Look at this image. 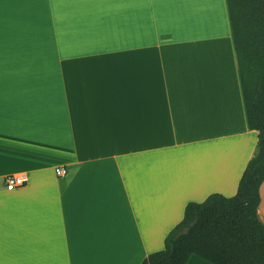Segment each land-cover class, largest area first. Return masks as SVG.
Wrapping results in <instances>:
<instances>
[{
  "label": "crops",
  "instance_id": "crops-1",
  "mask_svg": "<svg viewBox=\"0 0 264 264\" xmlns=\"http://www.w3.org/2000/svg\"><path fill=\"white\" fill-rule=\"evenodd\" d=\"M256 142L226 0H0V264H140Z\"/></svg>",
  "mask_w": 264,
  "mask_h": 264
},
{
  "label": "trees",
  "instance_id": "trees-1",
  "mask_svg": "<svg viewBox=\"0 0 264 264\" xmlns=\"http://www.w3.org/2000/svg\"><path fill=\"white\" fill-rule=\"evenodd\" d=\"M247 123L257 131L236 193L190 201L162 249L140 264H185L192 254L212 264H264V223L257 209L264 180V0H226Z\"/></svg>",
  "mask_w": 264,
  "mask_h": 264
},
{
  "label": "built area",
  "instance_id": "built-area-1",
  "mask_svg": "<svg viewBox=\"0 0 264 264\" xmlns=\"http://www.w3.org/2000/svg\"><path fill=\"white\" fill-rule=\"evenodd\" d=\"M57 174H64L65 169L59 167L55 169ZM27 182V178L22 175L8 174L4 179V187L7 190H12L17 187L23 186Z\"/></svg>",
  "mask_w": 264,
  "mask_h": 264
}]
</instances>
